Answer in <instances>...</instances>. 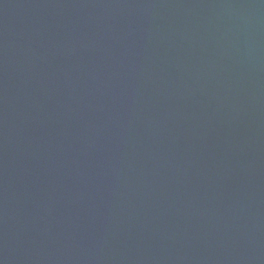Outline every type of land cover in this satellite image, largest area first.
Segmentation results:
<instances>
[{
    "label": "water",
    "instance_id": "water-1",
    "mask_svg": "<svg viewBox=\"0 0 264 264\" xmlns=\"http://www.w3.org/2000/svg\"><path fill=\"white\" fill-rule=\"evenodd\" d=\"M0 264H264V0H0Z\"/></svg>",
    "mask_w": 264,
    "mask_h": 264
}]
</instances>
